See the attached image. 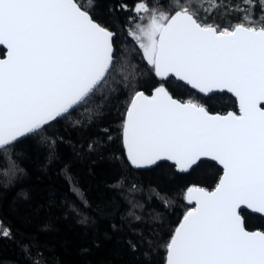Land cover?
Listing matches in <instances>:
<instances>
[{"label":"water","instance_id":"1","mask_svg":"<svg viewBox=\"0 0 264 264\" xmlns=\"http://www.w3.org/2000/svg\"><path fill=\"white\" fill-rule=\"evenodd\" d=\"M114 38L75 0H0V150L83 104L112 69ZM154 72L203 97L228 94L238 108L211 113L165 86L130 103L123 146L134 170L167 163L188 174L202 161L222 169L212 191L187 190L194 208L166 264H264V232L247 230L242 216L264 218V29L219 34L177 11L158 35Z\"/></svg>","mask_w":264,"mask_h":264},{"label":"trees","instance_id":"2","mask_svg":"<svg viewBox=\"0 0 264 264\" xmlns=\"http://www.w3.org/2000/svg\"><path fill=\"white\" fill-rule=\"evenodd\" d=\"M75 1L114 33L113 66L74 111L0 150V264H166L176 227L194 208L185 201L187 190L212 191L222 169L202 161L188 174L167 163L134 170L123 146L130 103L165 86L211 113L238 108L228 94L203 97L173 79L159 80L154 64L140 59L130 30L147 23L140 9L165 16L164 24L185 10L221 33L240 25L264 29V0ZM242 216L247 230L264 232L263 217Z\"/></svg>","mask_w":264,"mask_h":264},{"label":"rangeland","instance_id":"3","mask_svg":"<svg viewBox=\"0 0 264 264\" xmlns=\"http://www.w3.org/2000/svg\"><path fill=\"white\" fill-rule=\"evenodd\" d=\"M189 1L190 0H180V4ZM209 1L213 5H216L219 0H209ZM245 3L248 2L246 1ZM140 10H142L141 14H139V16L141 15L140 19L143 18L141 20L142 21L146 20L147 23L142 24L141 26L137 24L134 27V29L130 30V37L138 44V46L142 50V55L140 56V59L148 64L151 63L154 64L156 43L160 30L164 25L165 16L158 18L157 17L158 13L156 12L149 13V12H145V10L143 9ZM137 13H138V8H137ZM147 17L149 18L147 19ZM144 25L145 27H143Z\"/></svg>","mask_w":264,"mask_h":264},{"label":"flooded vegetation","instance_id":"4","mask_svg":"<svg viewBox=\"0 0 264 264\" xmlns=\"http://www.w3.org/2000/svg\"><path fill=\"white\" fill-rule=\"evenodd\" d=\"M216 31H217V33L221 34V32H219V30L217 28H216Z\"/></svg>","mask_w":264,"mask_h":264}]
</instances>
